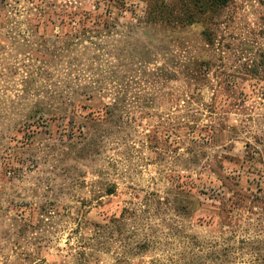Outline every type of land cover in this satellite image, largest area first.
<instances>
[{"label":"rangeland","instance_id":"obj_1","mask_svg":"<svg viewBox=\"0 0 264 264\" xmlns=\"http://www.w3.org/2000/svg\"><path fill=\"white\" fill-rule=\"evenodd\" d=\"M143 6L0 0V264H206L223 233L258 240L264 0H232L223 50Z\"/></svg>","mask_w":264,"mask_h":264},{"label":"trees","instance_id":"obj_2","mask_svg":"<svg viewBox=\"0 0 264 264\" xmlns=\"http://www.w3.org/2000/svg\"><path fill=\"white\" fill-rule=\"evenodd\" d=\"M138 2V3H137ZM232 0H96V8L106 7L112 11L117 7L135 6L139 8L143 4L142 19L140 24H145L155 29L162 23H167L171 30L180 32L187 27L201 25L203 27L202 37L207 45L216 44L225 48V37H221L219 31L223 23L221 15L231 5ZM173 31V32H174ZM221 37V38H220ZM210 50L208 53L210 54ZM255 74V72L253 73ZM258 240L248 242L249 246L234 251L232 242L223 233L219 240L214 241L206 247V264H239L237 255L240 251L248 250L250 260L240 264H264V197L258 196ZM227 223L226 219L223 221ZM246 251V250H245ZM202 258V257H201Z\"/></svg>","mask_w":264,"mask_h":264}]
</instances>
